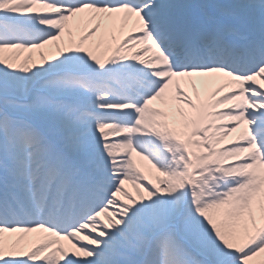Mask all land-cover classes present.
Segmentation results:
<instances>
[{"label":"snow or ice","instance_id":"6c2138e0","mask_svg":"<svg viewBox=\"0 0 264 264\" xmlns=\"http://www.w3.org/2000/svg\"><path fill=\"white\" fill-rule=\"evenodd\" d=\"M0 264H264V0H0Z\"/></svg>","mask_w":264,"mask_h":264},{"label":"bare ground","instance_id":"6f19581e","mask_svg":"<svg viewBox=\"0 0 264 264\" xmlns=\"http://www.w3.org/2000/svg\"><path fill=\"white\" fill-rule=\"evenodd\" d=\"M116 35H117V38H119V35H120V34L117 33ZM221 107L224 108V107H227V106H226V105H223V106H221ZM236 135H238V133H234L233 136L229 138V140L234 139V138L236 137ZM228 143H229V141H228V140H225L223 146H227ZM65 243H66V242H65Z\"/></svg>","mask_w":264,"mask_h":264}]
</instances>
